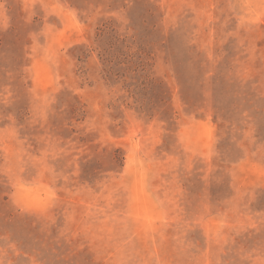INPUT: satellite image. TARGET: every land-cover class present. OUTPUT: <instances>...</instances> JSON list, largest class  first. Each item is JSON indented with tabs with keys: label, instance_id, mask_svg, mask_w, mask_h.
Segmentation results:
<instances>
[{
	"label": "rangeland",
	"instance_id": "obj_1",
	"mask_svg": "<svg viewBox=\"0 0 264 264\" xmlns=\"http://www.w3.org/2000/svg\"><path fill=\"white\" fill-rule=\"evenodd\" d=\"M0 264H264V0H0Z\"/></svg>",
	"mask_w": 264,
	"mask_h": 264
}]
</instances>
